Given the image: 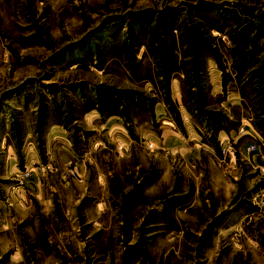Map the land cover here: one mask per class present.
Wrapping results in <instances>:
<instances>
[{
	"label": "rangeland",
	"instance_id": "374dc122",
	"mask_svg": "<svg viewBox=\"0 0 264 264\" xmlns=\"http://www.w3.org/2000/svg\"><path fill=\"white\" fill-rule=\"evenodd\" d=\"M209 55L264 90V0H0V264H264L246 148L142 128L169 58Z\"/></svg>",
	"mask_w": 264,
	"mask_h": 264
},
{
	"label": "crops",
	"instance_id": "0c3cea01",
	"mask_svg": "<svg viewBox=\"0 0 264 264\" xmlns=\"http://www.w3.org/2000/svg\"><path fill=\"white\" fill-rule=\"evenodd\" d=\"M169 60L167 89L155 97L151 95L144 104L135 102L142 107L145 105L142 128L146 139L153 143L151 150L166 147L180 151L187 142L201 143L204 138L205 143L212 142L223 149L229 147L233 156L225 151L220 157L236 161L240 148L244 150L253 143L258 149L249 152L245 166L249 173H258L256 177L264 176V172L259 171L264 167V90L247 82H226L217 75L213 79L216 62L211 55L203 60L194 56ZM177 60H185L187 66L174 67ZM131 117L138 120L135 115ZM110 123L115 132L121 131L122 125L116 119L108 121V125ZM32 174L30 172L29 178L36 176ZM63 175L62 171L56 173L47 169L45 178L50 182Z\"/></svg>",
	"mask_w": 264,
	"mask_h": 264
},
{
	"label": "built area",
	"instance_id": "2783aa9c",
	"mask_svg": "<svg viewBox=\"0 0 264 264\" xmlns=\"http://www.w3.org/2000/svg\"><path fill=\"white\" fill-rule=\"evenodd\" d=\"M257 149H258V146L256 144H253V143L247 145V147H246V151H248V152L257 151ZM223 150H224L223 153H225V150L228 151L227 148H224ZM261 169L264 170V167H261ZM28 176H30V172H24L21 175V179L25 178V177H28Z\"/></svg>",
	"mask_w": 264,
	"mask_h": 264
}]
</instances>
